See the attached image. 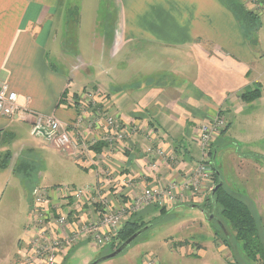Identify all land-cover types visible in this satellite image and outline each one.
Segmentation results:
<instances>
[{
	"label": "crops",
	"instance_id": "obj_1",
	"mask_svg": "<svg viewBox=\"0 0 264 264\" xmlns=\"http://www.w3.org/2000/svg\"><path fill=\"white\" fill-rule=\"evenodd\" d=\"M68 1L0 0V87L7 85L17 92L23 106L55 116L69 126L74 139L78 140V147L61 150L89 175L86 183L77 187L96 185L103 195L97 201H77L58 191L60 184L42 185L50 190L51 209L55 215H75L78 221L84 222L98 220L109 206H119L133 199L146 187L164 188L172 182L182 184L203 158L199 145L202 124L217 118L225 120L226 126L214 135L212 168L218 167L222 181L230 187L251 182L252 173L259 172L260 165L236 164V158L232 165L235 177L226 179L225 164L217 166L215 163L221 141L230 133L232 115H240L257 106L255 99L249 101L244 95L254 90L264 94V81L261 80L264 72L259 68L258 59L260 50L256 51L257 46L245 36L241 20L227 0H110L105 16L95 18V45L101 46L105 55L109 50L110 58H116L127 47L129 52L137 46L147 47L154 62H163L152 69L153 76L158 72L157 81L147 77L145 83L132 85L124 84L106 68L102 70L105 74L102 77L109 79L97 76L91 71L94 62L81 55L78 65L67 71V60L61 52L76 55L78 51V39L76 52L64 49ZM77 1L79 37L83 4L88 0ZM234 1L244 4L258 16L263 14L264 0ZM100 24L101 33L97 31ZM61 33L62 50L55 53L53 46ZM135 57L132 53L130 63ZM56 61L65 69H60ZM81 70L85 71L87 81L81 79ZM76 79H81L83 85L73 90ZM106 111L116 117L117 128L107 125ZM31 124V121L18 118H0V158L11 154L6 167L13 174L18 166L25 167L24 163L33 164L26 155L33 158L41 148L34 150L25 144L19 153L8 151L11 138L23 132L33 134ZM108 132H119L123 139L112 143L106 139ZM38 137L49 144L48 147H55L44 136ZM94 145L98 149H94ZM158 150L165 152L168 161L159 157ZM27 179L30 182L29 174ZM213 183L211 178L192 197L191 192H187L183 201L161 207L200 204L210 194ZM39 186H28L30 213L34 204L32 195ZM261 194L264 196V192ZM66 205L68 212L63 210ZM161 207L151 206L139 215L149 221L154 210ZM259 214L262 221L264 212ZM261 230L264 235L263 223ZM35 231L34 225L29 224L19 240L15 258L10 259L9 253L0 258V264H26L24 253L29 252ZM85 238L92 241L89 236ZM95 246L103 249L106 245ZM182 248L184 246L177 249Z\"/></svg>",
	"mask_w": 264,
	"mask_h": 264
},
{
	"label": "rangeland",
	"instance_id": "obj_2",
	"mask_svg": "<svg viewBox=\"0 0 264 264\" xmlns=\"http://www.w3.org/2000/svg\"><path fill=\"white\" fill-rule=\"evenodd\" d=\"M109 4H111L110 0H88L86 4H83L84 13L81 16L79 37L78 31L74 32V24H71L75 36L74 43L70 45V48L77 51L78 39L76 55L72 52L64 53L62 51L64 54L61 52L62 33L57 36L53 51L61 52L65 57L67 71L78 65V56L81 55L87 61L94 62L91 71L101 78H104L102 76L105 74L103 75L102 70L106 68L111 71L112 76L123 81L124 84L145 83L147 77L157 81L159 79L158 72L153 76L152 69L158 63L162 65L163 62L161 63L160 60L154 62V56L148 54L147 47L137 46L133 52H129V47H127L118 53L116 58H110L109 50L105 55L101 46L95 45L93 37L95 18L100 16L102 19L106 13V6ZM73 6L79 8V1L69 0L66 11ZM258 21L260 22L259 26L253 35L256 34L257 37V43H254V46H257L256 51L260 50L259 68L264 72V10ZM99 26L97 31L101 33L103 28H101V24ZM132 53L136 57L130 63ZM56 65L62 70L65 69L60 61H56ZM74 72L78 73L76 70ZM80 73L83 75L81 79L87 81L88 77L85 71L81 70ZM109 78H104V80ZM81 79L75 80L73 90H77L83 85ZM261 80L263 82L264 78ZM261 95L262 93L255 99L256 107H250L247 112L240 115H232L230 133L222 139L221 150L215 159L217 166L222 162L225 164L226 179L231 176L235 177L236 172L232 165L236 162V158L238 159L236 164L245 162L260 165L262 169L252 173L251 182H246L239 187L236 184L231 186L242 198L244 197L259 217V212H264V196H261V193L264 192V168L262 167L264 165V155H262L264 154V94ZM38 135L23 132L11 138L8 145V151L11 153L15 151L19 153L25 144L34 150L41 147L39 152L33 155V158L30 154L26 155L29 157L28 159H32L33 164L24 163L25 167L21 169V172L25 179L22 178L20 171L13 174L7 167L0 169V258H5L9 253H11L10 259L15 258L20 238L23 237L28 225L33 224L35 219L33 212L30 213L28 186L34 184H40L39 187L51 184L63 186L64 184L77 187V185L85 184L86 178L89 177L75 159L67 157L59 147H48L49 144L43 143V139ZM222 150L223 153H221ZM240 157L245 159L241 160ZM251 167L255 168V165ZM28 174L30 182L27 179ZM33 197L34 195H32ZM204 204L205 201L196 206L191 203L178 206L170 205L167 206L165 212L156 208L151 218L148 217L152 220V227L141 234L120 255L99 264H162L161 262L164 264H259L246 257L240 242L234 243L233 249L229 250L227 246L216 240L215 225L220 226V220H216L215 214L208 212ZM64 207V212H68L67 205ZM261 222L264 225V216H262ZM229 231L232 234L230 228ZM84 240V243L76 246L60 261L61 264H90L95 259L113 251L111 242L102 249L97 248L94 241H87L86 238ZM184 240H188L189 244L184 245L181 250L177 249L176 243ZM199 243L202 245L201 248ZM199 251H203L204 254H198ZM151 260L154 263H150Z\"/></svg>",
	"mask_w": 264,
	"mask_h": 264
},
{
	"label": "built area",
	"instance_id": "obj_3",
	"mask_svg": "<svg viewBox=\"0 0 264 264\" xmlns=\"http://www.w3.org/2000/svg\"><path fill=\"white\" fill-rule=\"evenodd\" d=\"M104 116L110 128H117V119L114 115L106 111ZM0 118L31 121L33 133L44 136L56 147L61 149L78 147V140L74 139L68 125L55 116L44 115L23 106L19 94L10 90L7 85L0 87ZM225 126L226 122L221 118L202 124L199 145L202 148L203 158L197 169L182 184L172 182L164 188L146 187L133 199L123 201L119 206H109L98 220L90 219L84 222L78 221L75 215H55L51 209L50 190L46 187H37L33 193L32 206L35 216L33 225L36 231L29 252L24 253L23 259L26 264H60L62 256L65 257L71 249L81 244L86 236H89L97 246H105L113 241L127 221L136 214L154 205L161 207L170 202H181L187 192H191L192 197L203 188L204 182L212 178L213 138L216 132ZM106 139L114 143L122 140L123 135L119 132H108ZM158 154L168 161L163 150H158ZM213 188L214 184L211 186V191ZM57 189L65 194L64 196H71L77 201L81 199L97 201L103 198L96 185L85 188L61 185ZM150 263L154 261L151 260Z\"/></svg>",
	"mask_w": 264,
	"mask_h": 264
},
{
	"label": "trees",
	"instance_id": "obj_4",
	"mask_svg": "<svg viewBox=\"0 0 264 264\" xmlns=\"http://www.w3.org/2000/svg\"><path fill=\"white\" fill-rule=\"evenodd\" d=\"M227 1L241 20L245 36L252 44L257 43L256 34L255 36L253 35L256 33L257 26H259L260 23L258 21V14L245 8L244 4L235 2L234 0ZM79 19V8L77 6L69 8L67 14V37L64 41V49L66 50H71L70 45H73L74 42L75 34L73 36V26L71 24H74L75 32L76 27L79 24ZM258 96H260V90H254L244 95L249 101L258 98ZM96 146L94 145L93 148L98 149ZM10 156L11 154L8 153L3 159L0 158L2 159L0 160V167L3 168L7 166L11 158ZM22 168V166H18L16 171H22ZM212 169V179L215 187L222 182L223 178L218 174V167L214 165ZM212 191L205 199L204 207H207L208 212H213L215 214L216 220H220V226L215 225L216 240L227 246L229 250L233 249L234 243L240 242L248 259L256 263L258 262L259 264H264V235L261 231L262 222L260 217L253 211L249 203H247L237 192L227 186L225 182L216 190L214 196L212 195ZM160 209L164 212L166 211L165 207H161ZM142 216L136 214L127 221L126 225L120 230V232H118L111 242L112 250L116 249L123 241L143 226L150 225L152 227V220H144ZM229 228L231 229L232 234L229 231ZM186 244H189L188 240L178 241L175 246L181 247Z\"/></svg>",
	"mask_w": 264,
	"mask_h": 264
},
{
	"label": "water",
	"instance_id": "obj_5",
	"mask_svg": "<svg viewBox=\"0 0 264 264\" xmlns=\"http://www.w3.org/2000/svg\"><path fill=\"white\" fill-rule=\"evenodd\" d=\"M218 174L220 175V172H218ZM223 181L220 182L218 185H216L212 191V195L214 196L216 190L223 185ZM194 205V204H193ZM196 206V204L194 205ZM199 206V205H198ZM211 218H213V216H211ZM151 226L150 225H146L143 226L142 228L138 229L136 232H134L130 237H128L125 241H123L116 249H114L112 252H110L109 254L103 255L97 259H95L93 262H91L90 264H99L107 259L116 257L118 255H120L124 250H126L134 241H136V239L143 234L145 231H147Z\"/></svg>",
	"mask_w": 264,
	"mask_h": 264
}]
</instances>
